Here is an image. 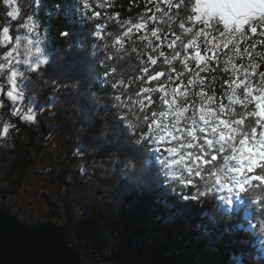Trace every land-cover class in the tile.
Returning <instances> with one entry per match:
<instances>
[{"label":"snow or ice","instance_id":"obj_1","mask_svg":"<svg viewBox=\"0 0 264 264\" xmlns=\"http://www.w3.org/2000/svg\"><path fill=\"white\" fill-rule=\"evenodd\" d=\"M127 2L129 12L140 6L139 0ZM3 4L9 10L0 27V76L7 89L0 108L6 99L11 116L35 125L38 115L55 107L54 100L42 103L27 93L31 81H43L52 67L53 51L40 38L36 13L63 14L58 36L71 50L63 55L78 65L90 100L100 101L98 92L108 98L103 110L119 128L134 184L162 194L179 189L182 199L193 201L225 192L230 209L234 200L241 203L238 227L264 252V0H143L127 18L111 0L51 6L32 0L26 19L17 0ZM106 20L115 22V35ZM85 21H95L88 29L95 38L91 51L80 30ZM46 85L53 92L79 86L64 75ZM15 127L11 121L0 125V140ZM30 238L54 242L47 234Z\"/></svg>","mask_w":264,"mask_h":264},{"label":"trees","instance_id":"obj_2","mask_svg":"<svg viewBox=\"0 0 264 264\" xmlns=\"http://www.w3.org/2000/svg\"><path fill=\"white\" fill-rule=\"evenodd\" d=\"M30 1L20 0L23 18ZM56 2L47 0L50 6ZM113 3L122 18L143 8L142 0L131 12L126 11L127 0ZM6 10L0 0L1 20ZM101 11L105 16L112 13ZM62 20L49 23L51 74L43 81L32 80V92L27 93L42 103L54 100L55 107L38 115L35 125L11 116L6 99L0 108V125H16L0 140V205L26 225L50 223L60 228L81 253L83 264H264V252L238 227V200L233 210L226 193L210 191L205 200L193 201L182 199L179 189L165 188L162 194L134 184L119 128L103 110L108 98L98 92L102 99L90 100L78 65L63 55L71 50L58 36ZM92 23L80 26L89 51L95 41L88 32ZM106 30L114 35L119 31L112 20H106ZM94 67L103 71L102 66ZM53 75H64L68 83L79 86L53 92L46 85ZM77 149L84 154L74 156ZM50 169L58 175L35 176Z\"/></svg>","mask_w":264,"mask_h":264},{"label":"water","instance_id":"obj_3","mask_svg":"<svg viewBox=\"0 0 264 264\" xmlns=\"http://www.w3.org/2000/svg\"><path fill=\"white\" fill-rule=\"evenodd\" d=\"M47 234L53 243L37 242L30 236ZM0 264H83L81 253L68 235L54 224L30 226L0 205Z\"/></svg>","mask_w":264,"mask_h":264},{"label":"rangeland","instance_id":"obj_4","mask_svg":"<svg viewBox=\"0 0 264 264\" xmlns=\"http://www.w3.org/2000/svg\"><path fill=\"white\" fill-rule=\"evenodd\" d=\"M45 2L47 3V0H45ZM97 2L98 3L99 2H104V0H97ZM111 2H113V0H111ZM17 4L20 6V0H17ZM142 4H143V0H142ZM32 7H33V5H32V0H31L30 4L28 5V12L29 13L32 11ZM143 7H144V4H143ZM103 10L106 11V9H103ZM21 16H22V13H21ZM3 18H4L3 20L0 19V27L4 26L7 23L6 17H3ZM24 19H26V17ZM35 19H37L39 21V23L41 24V28L39 29L40 38H45V42L50 46L51 39H50L49 23L52 20L64 19L63 14H61L59 16V18L56 15H53V16L49 17L48 9H45L43 12L37 11ZM85 22H89V21H85ZM13 24L16 25L17 33L19 35H24L25 34L24 30L19 29V26H18L19 22L13 21ZM6 89H7V79H6L5 76H0V99L3 96V91H6ZM57 175H58V171L53 170V169L47 170V171H45L43 173H41V172L40 173H35V176L37 178H46L48 176L54 177V176H57ZM219 193H225V192H219Z\"/></svg>","mask_w":264,"mask_h":264},{"label":"clouds","instance_id":"obj_5","mask_svg":"<svg viewBox=\"0 0 264 264\" xmlns=\"http://www.w3.org/2000/svg\"><path fill=\"white\" fill-rule=\"evenodd\" d=\"M73 155H74V156H80V155L77 153V151H74V152H73ZM80 170H81V173L83 174L84 169H83V166H82V165H81Z\"/></svg>","mask_w":264,"mask_h":264}]
</instances>
